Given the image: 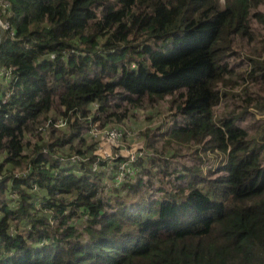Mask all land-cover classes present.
Here are the masks:
<instances>
[{
    "label": "trees",
    "instance_id": "16d2710c",
    "mask_svg": "<svg viewBox=\"0 0 264 264\" xmlns=\"http://www.w3.org/2000/svg\"><path fill=\"white\" fill-rule=\"evenodd\" d=\"M0 17V264H264V0ZM142 123L149 153L108 185L123 158L94 125Z\"/></svg>",
    "mask_w": 264,
    "mask_h": 264
},
{
    "label": "rangeland",
    "instance_id": "374dc122",
    "mask_svg": "<svg viewBox=\"0 0 264 264\" xmlns=\"http://www.w3.org/2000/svg\"><path fill=\"white\" fill-rule=\"evenodd\" d=\"M0 27H2V25L0 24ZM2 30L0 28V34H1ZM250 111H252V113L260 120H264V112H257L254 108H250ZM144 123V121H142ZM59 124V122H57ZM141 124L142 127H136V126H130V125H120L117 127H121V128H117L114 125H110L108 127H100L99 124H95L94 128L91 132V136L93 139H95L96 141H98V147L96 150V153L102 157L103 159H113L116 157H124L126 159V157H132V156H136L137 154L140 153L141 150H143V152L141 154H139V156L137 157L134 167L136 169V172L138 170V167L136 166V162L141 158V157H145L148 153L149 150L147 148V139L144 137L142 131L140 128H144L147 126L146 124ZM64 128V127H62ZM105 128H110V129H121L123 132V136L121 137V139L117 142H115L114 144H109L107 143V141L103 140L105 137L103 136V134L100 132L101 130L105 129ZM96 131H98V134H96ZM118 146V147H117ZM75 157H80V155H77L76 153H73ZM111 155V156H110ZM97 166V165H96ZM99 168V166H97V169ZM136 174V173H135ZM134 174V175H135ZM133 175V176H134ZM133 176H131L130 178H127L125 181H128L129 179H131ZM108 185H116L113 183V181L108 182Z\"/></svg>",
    "mask_w": 264,
    "mask_h": 264
},
{
    "label": "built area",
    "instance_id": "2783aa9c",
    "mask_svg": "<svg viewBox=\"0 0 264 264\" xmlns=\"http://www.w3.org/2000/svg\"><path fill=\"white\" fill-rule=\"evenodd\" d=\"M7 5H8V3L4 2V6H7ZM0 24L2 25V27H0L2 30V32L0 34V42H1L3 32L5 30L9 29V23L5 22L0 17ZM0 77L2 78L1 73H0ZM64 124L65 123L62 120H60L58 125L63 126ZM100 132L105 137L103 140L107 141V143H109V144H114L115 142L119 141L121 139V137L123 136V133H122L123 131L121 129L105 128V129L101 130ZM96 134H98V131H96ZM142 152H143V150H141L139 154H141ZM139 154H137L136 156H132V157H130V156L126 157V159L124 157H120V158H123V160L120 163L118 175L116 178L117 183H115V184L117 186L119 184H121L123 181H125L127 178H130L131 176H133L136 173V169L134 167V164H135V161H136L137 157L139 156ZM116 158H119V157H116ZM79 159H80V157H75V156L71 157V160H73V161H77Z\"/></svg>",
    "mask_w": 264,
    "mask_h": 264
}]
</instances>
